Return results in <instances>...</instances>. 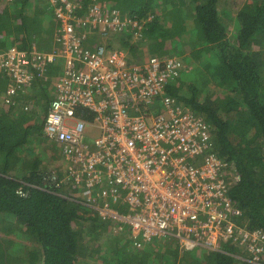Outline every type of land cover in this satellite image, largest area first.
<instances>
[{
  "label": "trees",
  "instance_id": "1",
  "mask_svg": "<svg viewBox=\"0 0 264 264\" xmlns=\"http://www.w3.org/2000/svg\"><path fill=\"white\" fill-rule=\"evenodd\" d=\"M72 1L84 8L97 1L144 21L141 39L131 43L130 32L128 41L118 38L133 58L141 47L159 58L189 52L184 60L192 71L168 94L211 127L242 223L264 230V0ZM48 2L0 0V52L14 45L29 53L33 45L56 48ZM60 64L32 84L33 93L18 91L9 105L4 98L12 78L0 69V264H249L238 258L243 250L235 243L199 254L181 253L175 241L135 248L129 236L114 235L111 223L76 201L80 188L64 181L60 166L51 171L47 148L34 143L38 134L46 139L39 111L47 114ZM52 158L61 160L60 153Z\"/></svg>",
  "mask_w": 264,
  "mask_h": 264
},
{
  "label": "built area",
  "instance_id": "2",
  "mask_svg": "<svg viewBox=\"0 0 264 264\" xmlns=\"http://www.w3.org/2000/svg\"><path fill=\"white\" fill-rule=\"evenodd\" d=\"M47 4L56 48L0 52V69L12 78L4 100L11 104L61 61L43 132L59 149L64 181L80 188L76 201L135 248L175 241L181 253L199 254L235 243L239 259L264 264V230L242 223L211 127L168 94L187 70L180 58L133 64L112 37L141 38L144 21L97 1L87 8L72 0Z\"/></svg>",
  "mask_w": 264,
  "mask_h": 264
},
{
  "label": "rangeland",
  "instance_id": "3",
  "mask_svg": "<svg viewBox=\"0 0 264 264\" xmlns=\"http://www.w3.org/2000/svg\"><path fill=\"white\" fill-rule=\"evenodd\" d=\"M120 9V8H119ZM169 33H170V31H169ZM55 34V33H54ZM171 34H173V33H171ZM129 35H134L133 33H131V34H129ZM122 36H125V38L123 39V41L125 42V41H128V35H126L125 34V32L124 33H122L121 35H118V36H116V35H114L112 38H116V42L118 41V38H120V37H122ZM138 38H139V35H137V34H135L134 35V37H133V39H132V41H131V43H134L135 41H137L138 40ZM139 39H141V38H139ZM53 40H54V37H53ZM178 40V39H177ZM169 41V43H174L175 45H173L172 47L174 48V49H177L178 51H180L181 50V46L180 45H176V43L175 42H172V41H170V39L168 40ZM179 41V40H178ZM177 41V42H178ZM115 42H113V44H114ZM118 43V42H117ZM117 43L115 44L117 47H118V45H117ZM119 44V48L121 49V50H124L122 47H121V43H118ZM140 51H141V53H138L137 54V56H136V58H133V57H131L130 55H129V52L128 51H125L126 53H127V55L129 56V60H130V62H132L133 64H141V63H143L149 56H154V55H152L151 54V52H150V49H147L146 47L144 48V47H141L140 48ZM158 56V55H157ZM179 58H180V60L183 62V64L186 66V68H187V70H186V73H189V72H191L192 70V67H191V62H188L189 60H184V58H190V56H189V52L186 50V51H184V52H182L181 54H179V55H177ZM189 56V57H188ZM138 61V62H137ZM194 68V67H193ZM200 73V72H199ZM201 74H202V72H201ZM183 76V75H182ZM192 76H193V74L191 73L187 78L188 79H191L192 78ZM182 78H184V76L182 77ZM49 93V92H48ZM49 94H51V93H49ZM50 97V96H49ZM53 96H52V94H51V98L50 99H53L52 98ZM40 111L42 112V110L40 109ZM41 112H40V114H41ZM38 122L39 123H41L42 122V119L41 118H39L38 119ZM35 138V141H34V143H39L40 145H44L46 148H47V154H50V163H53L51 166H50V169H51V171H55L56 170V168H57V166H60L61 168H64V166H63V164H62V162H61V160H60V158H59V152L57 151V149L56 148H54L55 146L52 144V143H50L48 140H46L44 137H41L39 134H38V136H35L34 137ZM49 156V155H48ZM58 157L59 159H57V160H55V159H53L52 157ZM0 236H4V235H2V234H0ZM9 237V236H8ZM14 236H10L9 238L10 239H13L14 240V238H13ZM91 261V263H93V262H100V261H97V260H93V259H91L90 260Z\"/></svg>",
  "mask_w": 264,
  "mask_h": 264
},
{
  "label": "crops",
  "instance_id": "4",
  "mask_svg": "<svg viewBox=\"0 0 264 264\" xmlns=\"http://www.w3.org/2000/svg\"><path fill=\"white\" fill-rule=\"evenodd\" d=\"M55 25H56V23H55ZM53 41H54V40H53ZM115 42H116V40H115ZM117 42H118V41H117ZM117 42H116V43H117ZM118 43H119V42H118ZM118 43H117V45H119ZM40 78H44V77H40ZM40 78H37L35 81L39 80ZM35 81H34V82H35ZM34 82H33V83H34ZM33 83H32V84H33ZM32 84L29 85V86H27V87H25L22 91H24L25 93H27V92H29V93L32 92V93H33L34 90L31 88ZM53 89H54V88L52 87V92H54ZM52 98H53V97H52ZM39 112H41V111H39ZM47 112H48V111H47ZM46 115H47V114H45V112H44V113L41 112V116L44 117V120H45V116H46ZM41 123H42V122H41ZM43 124H44V123H43Z\"/></svg>",
  "mask_w": 264,
  "mask_h": 264
},
{
  "label": "clouds",
  "instance_id": "5",
  "mask_svg": "<svg viewBox=\"0 0 264 264\" xmlns=\"http://www.w3.org/2000/svg\"><path fill=\"white\" fill-rule=\"evenodd\" d=\"M116 36H118V35H116ZM116 40V38L114 39V41ZM102 41V40H101Z\"/></svg>",
  "mask_w": 264,
  "mask_h": 264
},
{
  "label": "flooded vegetation",
  "instance_id": "6",
  "mask_svg": "<svg viewBox=\"0 0 264 264\" xmlns=\"http://www.w3.org/2000/svg\"><path fill=\"white\" fill-rule=\"evenodd\" d=\"M64 169V168H63ZM65 170V169H64Z\"/></svg>",
  "mask_w": 264,
  "mask_h": 264
}]
</instances>
